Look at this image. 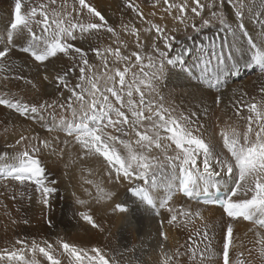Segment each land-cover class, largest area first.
<instances>
[{"label": "bare ground", "instance_id": "1", "mask_svg": "<svg viewBox=\"0 0 264 264\" xmlns=\"http://www.w3.org/2000/svg\"><path fill=\"white\" fill-rule=\"evenodd\" d=\"M122 1L87 0L97 10L101 11L104 16L110 17L109 20H112V22H114L115 18L120 17ZM39 2V4L47 3V0H39ZM74 4L75 0H67L66 5L65 0H57L56 4L50 7L60 11L61 6H65L66 10L70 12ZM263 5L264 0H255V4L250 8L249 14L243 12L242 19L238 18L235 12H231L227 3L222 9L217 8L215 11L224 17L225 22L231 20L228 26L225 23L221 25L219 21L210 15L207 19L214 24L213 29L209 26L207 33H198L195 42H192L191 39H182L181 45L177 41L174 42L177 48L186 45L182 50V54L179 55L181 59L172 65L165 62L164 77L159 82H154V92L146 87L147 80L139 85L141 90L145 92L147 101L155 100V104L174 109L172 113L174 116L191 117L192 120L196 121L192 125L194 128L202 125L200 134L223 157H227L230 154L224 147L223 137L219 132L221 130L229 131L235 129L237 132L243 133L247 130L246 118L249 113L247 110L245 116L240 114V112L238 113L240 100H247L253 97L255 100H251V103L256 102L258 106L264 100V93H255L251 88L258 84L257 77L260 76L254 67L255 64L253 65L252 63L254 61L252 57L256 52V50L252 49V45L253 43L260 45L264 42V22H258V19H253L251 15L255 14L257 9H260L264 15ZM76 7H78V4H76ZM13 9L14 6L10 8V13L9 11L5 13L7 9L0 13V49L7 46V33L10 30V24L13 19ZM80 19L85 23L89 22L88 17L81 16ZM92 22H98V20H93ZM241 24L243 27L239 26ZM232 25L239 27V31L234 38L229 29V26ZM34 30L39 33L35 26ZM185 32V35H190L193 31L189 27ZM90 38L73 41V43L78 42V47H82L86 52L88 51L89 60L96 61L99 57L94 56L92 51H90L91 45H89L88 41ZM28 39L27 31H23L18 35L14 34L13 43L14 45H22ZM102 45L104 46V43ZM186 49L189 50L188 54H186ZM259 51L264 53V48H260ZM219 54L224 56L225 64L216 68L218 62L215 57ZM8 55L9 65L15 73H11V70H0V96L13 99V101L19 100L27 104H43L45 102L52 104L56 102L57 106L53 109H47L43 113V120L29 119L21 116L13 109H6L0 106V157H3V159H0V171L2 168L10 166L8 165L11 161L10 159L18 151L24 150L26 146L24 143L15 144L21 134L37 138L33 139L27 145L28 147L38 141L47 140L50 142L51 147L43 148L41 145L42 151L38 153V156L39 158L40 156L41 158L43 157L45 162L43 165L46 169L45 183L49 187L55 186L56 188V192L50 197L49 206H45L40 202V193L35 190L34 184H29L23 186L26 188H22L21 185L14 181L0 180V192L5 193L9 187L18 190L17 193L22 191L20 192L22 194L20 196L21 199H17L15 194L14 198L9 202L10 205L0 204V216L6 218L7 222L17 225L16 221L19 224L24 221L23 218L25 217L26 228L21 226L19 230L24 229V231H27L28 236L35 241H39L43 245L42 247L46 244H51L54 250L53 254L61 261V264H68L67 255L62 254L61 242H67L81 249L100 248L115 264H164L166 253L173 254L178 252L179 255L181 254L180 259L181 257L191 258L194 248L199 252L206 245L208 246V256H212L213 253L217 255L215 249L210 246V240L218 241L222 234L221 243H223L225 231L229 224L233 228L232 245L245 253L251 260V254L256 253L257 255L258 253L260 255L261 244L257 241L264 237V230L259 228L258 225L253 222L248 223L243 218L232 219L227 216L223 207L213 204H201L193 198L189 199L183 196L180 192H175L173 198L169 201V207L177 211L181 208L192 212L198 211L201 213L203 220L195 218L194 222L189 224L188 227H177L175 222L169 224L168 219L172 213L167 208H160L159 204L170 194L168 186L172 185V181L175 179L170 166L165 164L157 169L162 171V177L157 180V177H155L156 181L154 183H152L151 179L148 180L147 184L144 183L149 190L144 186L145 189L148 194L150 191L149 195L156 203V207L152 208L146 202H142L141 198L134 195L130 190V188L142 187L141 183L135 185L138 180L117 182L114 179V170L113 176H110L109 166L102 157L84 156L78 145L69 144L67 147L64 145L63 141H71V137H67L63 132L55 131V128L51 132L48 131L50 126L53 127V116H55L57 122L61 116H70V111L61 109L59 105L66 104L67 97L71 93L62 86L57 87L56 83L57 77L63 75L60 74L61 70L65 69L73 61L70 56L58 54L56 57H51L48 61H45L46 66L43 68L41 65L35 66L32 60L26 59L18 51L11 50ZM212 57L214 58L215 74L209 73L206 76L202 72V66L204 61H209V58ZM232 57L234 62L230 63L233 60ZM179 63L181 64L180 66ZM19 68L21 73L18 71ZM45 68L46 70L44 71ZM240 69H244V71ZM112 71L114 72L115 70L112 69ZM232 72L242 73L243 76L253 73L251 78H247L245 82L247 88L243 92L242 89H239V86H233L236 84L235 79H238L240 75L237 78L235 76L231 77L230 74ZM18 74L26 77L17 79ZM45 76L48 79H45ZM71 79L70 75L68 78L69 88L73 87L70 82ZM28 80L32 81V83H26ZM225 83L226 87L221 91L222 97L220 104H218L219 107L216 108L215 95L211 90L217 91ZM126 90L124 91L126 92ZM231 90L234 91L232 92ZM133 96H135V98L133 97L135 100H139V97L134 95V93ZM201 110L204 112L201 115H197V112ZM206 112L210 113L205 115ZM192 113H195L196 116H191ZM212 125H216V130ZM107 131L113 135L118 134L112 129H107ZM57 137L59 139H56ZM6 144L12 145H9L11 149H8V151L5 149ZM129 144L134 152L140 153L142 151L137 144L135 145L131 142ZM172 147L174 148L175 146L172 145ZM61 149H63V155L60 154ZM116 149L120 152L125 150V154L128 155V150L122 144L117 143ZM5 154L7 155L5 156ZM146 154L157 156L161 153L153 149L151 153ZM169 154H171V150H169ZM7 158L10 159L6 160ZM43 160L41 161L42 163H44ZM163 161L160 160L162 164ZM153 163L155 164L156 162L153 161ZM55 169L59 173L58 182L55 181V176L57 175L53 173ZM234 179L235 176L231 177L232 181ZM53 182L55 183L53 184ZM230 184L227 177L219 179L218 192L227 194ZM212 192L214 191L212 190ZM28 195H31L30 198L27 197ZM80 200L85 203L83 205L78 203ZM111 202L118 203L126 211L119 210V212H114V216L110 215L111 211H108L105 207L108 204L110 205ZM75 203L80 208V213H87L93 216L98 227H92L82 217L81 220L76 219L73 210V204L75 205ZM157 212L159 215H157ZM161 221H163V224H161ZM197 229L201 235L196 234ZM205 231L208 232L207 240L202 235ZM161 233H165L167 239H164ZM46 238L49 239L47 240ZM94 239H98L96 245L93 244ZM254 245L257 247V252H255ZM182 253L186 254V256ZM179 255L173 257L174 263L179 258ZM40 257L42 259H40L39 264H50L42 254H40Z\"/></svg>", "mask_w": 264, "mask_h": 264}, {"label": "snow or ice", "instance_id": "2", "mask_svg": "<svg viewBox=\"0 0 264 264\" xmlns=\"http://www.w3.org/2000/svg\"><path fill=\"white\" fill-rule=\"evenodd\" d=\"M56 2L57 0H47V3H41L38 7H32L29 12L21 14V0H15L13 19L7 33V46L0 49V70H4L5 60L9 52L13 47H16L13 43L14 34L18 35L27 31L29 36L27 45L19 50L29 54L39 64H43L49 58L56 57L60 53L70 56L73 61H77L78 58V63L68 68L56 80L57 87L67 88L71 93L67 97V103L59 105L61 109L70 111V116H61L58 122L53 116V127H49L48 131L51 132L55 128L67 137H71V141H63L64 145L66 147L69 144L78 145L84 156L102 157L109 166L110 176H113L114 170V179L117 182L135 179L147 184L151 176L152 183H154L156 170L165 164L170 166L175 179L172 181V185L168 186L170 194L159 204L160 208H167L172 213L168 219L169 224L175 222L177 227H188L195 218L203 220L198 211L192 212L183 208L177 211L169 207V201L175 192H180L189 199L196 198L198 202L201 196L206 197L203 203L220 204L228 217L232 219L243 218L264 229V100L260 102L259 106L257 103L241 105L242 108L247 107L249 113L246 118L247 130L240 133L232 129L221 133L224 147L230 154L223 157L200 134L202 125L192 127L196 121L192 120L191 117L174 116L172 114L174 109L165 108L161 104L153 105L146 101L145 92L139 86L133 87L147 80L146 87L154 92V82H159L164 77L165 62L167 64L173 63V58H170V51L173 48L175 37L169 34L166 27L155 23L151 24L148 29L150 32L154 30L156 41H160L164 45L163 50L154 41V55L145 57L141 56L139 52L131 54L135 57L137 64L140 65L144 80L137 82L134 73L132 81H127V67L123 71L117 68L114 74H110L111 70L107 68V56L109 54L114 55L118 61L129 59V57L121 54L119 48L115 50L107 48L101 51L97 47H92L91 51L104 61L106 70L100 76L95 73L86 75V69L91 71L88 66V53L82 47L76 46L73 41L86 40L101 30L111 33L113 36H116L117 33L109 25L101 11L97 10L87 0H75L70 12L66 10L65 6H61L60 11L50 7ZM225 2L235 10V15L238 18H243L244 9L247 7L246 0H211V3L207 5L201 0H179V2L177 0H162V6L165 13L173 15V19L184 25L185 31L191 27L192 30L198 32L211 23V20L202 16L205 8L222 9ZM159 3L160 0H156L153 7ZM66 4L67 0H65ZM126 7L136 11L138 16L144 19L143 13L139 11L137 5L132 3V0H128ZM188 13L192 14L193 22L191 24L187 23L189 20ZM81 16L88 17L89 22H83L80 19ZM211 16L221 25H224L225 19L219 12L212 11ZM196 17L200 18L199 25L194 22ZM93 20H98V22H92ZM34 26L39 30V33L34 30ZM239 26L243 27L242 24ZM123 27L128 29L127 25H123ZM179 30V28H175L172 31ZM131 33L137 38V47H141L138 31L132 28ZM260 48H264V42L260 45L253 43L252 49L256 52L252 59L254 62L264 65V53L259 51ZM180 59L179 55L175 57L176 62H179ZM215 59L218 62L216 68L225 64V58L222 54L216 55ZM145 60H147V64L144 63ZM77 67L80 82L75 87L69 88L68 78L75 73ZM145 69H149L150 72L145 71ZM202 72L206 76L209 73L215 74L210 61H204ZM16 78L24 79L22 76ZM44 78L48 79L47 76ZM101 80L104 81L103 87H101ZM109 82H111V86H108ZM26 83L31 84L32 81L28 80ZM125 89H127L126 92ZM133 91L138 93V101L133 98ZM261 91L264 92V88ZM215 102L219 103L220 98L217 97ZM0 105L13 109L21 116L39 120L44 119L43 113L47 109H53L57 106L56 102L52 104L47 102L27 104L19 100L13 101V99L4 96H0ZM237 111L239 113V109ZM191 116H196V114L192 113ZM107 129H112L118 135L111 134ZM128 129L134 131L138 137L136 144L142 149L140 153L134 152L129 141L122 138L128 135ZM33 139L37 138L20 135L16 144L24 143L26 146L23 151H18L12 157L16 162L15 164L0 171V180L16 181L21 186L34 184L35 190L40 193V202L49 206L50 197L56 192V188L55 186L49 187L45 183L46 169L37 154L42 151L41 145L43 148H50L51 145L49 141L42 140L28 147L27 145ZM117 143L122 144L128 150L126 157L122 158L117 151ZM172 145L175 147L173 148ZM153 149L160 150L164 157L163 164L160 162L159 155L150 156L146 154L151 153ZM169 150H171V154H169ZM60 154H64L63 149H61ZM153 161L156 163L154 164ZM233 176H235L233 185L229 188L225 198L223 200L211 199L212 190H219V179ZM130 190L148 206L156 207V203L145 188H130ZM78 203L83 205L85 202L80 200ZM116 207L120 211H126L121 205ZM80 215L92 227H98L92 215L87 213H80ZM157 215H159L158 212ZM196 234L201 235L198 229ZM202 235L205 240L208 239L207 231L203 232ZM161 236L167 239L165 233H161ZM232 242L233 228L229 224L224 236L223 264H231L229 248ZM257 242L261 244L260 255L264 257V237H261ZM22 243V241H17V244ZM60 247L63 249L62 254H66L68 257V264H113V261L100 248L81 249L67 242H61ZM28 251L32 253L31 259L26 258V249L22 247L0 253V262H4V264H11V262L39 264L36 258V254L39 253L50 264H61V261L53 254L54 250L51 244L41 247L33 242ZM176 255L179 253H166L164 264H174L173 257ZM207 258V245L202 251L198 252L195 248L192 250L191 259L194 264H205ZM236 264H245V261L237 260Z\"/></svg>", "mask_w": 264, "mask_h": 264}, {"label": "rangeland", "instance_id": "3", "mask_svg": "<svg viewBox=\"0 0 264 264\" xmlns=\"http://www.w3.org/2000/svg\"><path fill=\"white\" fill-rule=\"evenodd\" d=\"M177 2H179V0H177ZM201 2L204 3L205 5H207V4L211 3V0H201ZM39 3H40L39 0H21V4H22L21 10L23 9L21 14H25V13L29 12L31 7H38ZM127 3H128V0H125V1L123 0L122 1V4H121L122 11L120 12V17L119 18H115L114 22H112V20H109L110 17L105 16V18L107 19L109 25L112 26L115 29V31L117 33L116 36H113V34H111V33H107V32L105 33V31H104V33H102L103 30H101L98 34L94 35L95 37H91L90 38L91 40L89 39L88 41H89V45H91L90 48L97 47V48L101 49V51H103L104 49H107V48H111L113 50H115L116 48H119L122 55L129 57V59L127 61H124V60H119L118 61V60H116L114 55L109 54L107 56V68L109 70H111L110 74H114V72H115V71L113 72L112 69L116 70L118 68L121 71H123L127 67L128 68V72H127V75H126V78H127L126 80L127 81L130 80L129 82L132 81L134 73H135V80L137 82H139L140 80H144V77H143V75H142V73L140 71V65L137 64V61H136L135 57H133L131 55L133 52H139L141 54V56H145V57L148 56V55H154V53H153V42L154 41L158 44V46L162 50L164 49L163 43L160 42V41H156V36H155L154 30L151 31V32L148 31V29L150 28L151 24L159 23L162 27H166L168 29L170 35H173L175 37V39L173 41V48L170 51V58H173V63H171L170 65L176 64L175 55L182 54V50L186 46V45H184L183 47L180 46L179 48H177V46H175V44H174L175 41H177L179 43V45H181V42L183 40L191 39L192 42H195L196 41L195 39L198 37V35H197L198 33H207V28L209 26H211V29L214 28V24L210 23L208 26L203 27L198 32L192 30L193 32H191L190 35H185L186 32H185V30L183 28L184 25L180 24L177 20L173 19V15L165 13L164 7L162 6V0H160V3L157 4L156 7H153V4L156 3V0H144V1L143 0H132V3L137 5L138 8H139V11L141 13H143L144 19H141L140 16H138L136 11H133L132 9L127 8L126 7ZM246 3H247V7L244 9V12L245 13L247 12L249 14V10L255 4V0H247ZM13 6H15V0H0V13L2 11H5V9H7L5 13H7L8 11L10 13V8H12ZM227 6L231 9V12H235V10L230 5L227 4ZM123 7H124V9H123ZM215 10H217V8L209 9V8L206 7L205 10L202 12V16L205 19H207L211 15L212 11H215ZM262 10H264V5H263ZM13 11H14V9H13ZM153 13H155V14L153 15ZM191 15H192L191 13H188V16H189V20L187 21L188 24H191L193 22V20L191 19ZM251 17L253 19L257 18L258 22H260V23L264 22V15L262 14V11L260 9H257L256 13L251 15ZM199 21H200V18L196 17L194 22L197 25H199L200 24ZM230 22H231V20L225 22V24L228 26ZM123 25H127L128 29L126 30L123 27ZM132 28H135L138 31L139 41H140V44H141V47H139V48L137 47V38H136V36L131 33V29ZM175 28H179L180 30L179 31H175V32L172 31ZM229 29H230V33L232 34V36L234 38L237 35V32L239 31V27H237L236 25H232V26H229ZM96 37H97V39H96ZM102 38H103V40H102ZM104 38H106V39H104ZM96 40H98V41H96ZM103 43H104V46L102 45ZM74 44L77 45L78 42H74ZM26 45H27V42H23L22 45L21 44L20 45L16 44V47H13L12 50L18 51L19 54H23L26 57V59L32 60L35 66L41 65L44 68L46 66V62H44L43 64H39L38 62L34 61L29 54L24 53V52L19 50L20 48H23ZM101 45H102V47H101ZM77 46H79V45H77ZM198 46H199V44H198ZM90 51H91V49H90ZM188 51L189 50L186 49V54H188ZM92 53H93L94 56H96V54L94 52H92ZM60 54H62V53H60ZM8 58H9V55L7 56V58L5 60L7 62L5 63L4 70H11ZM87 59H88L89 69H92V70L90 71L91 72L90 73L88 71V69H86V75H89V74L91 75L92 73H95L97 76H100L101 74H103V72H105V71H103V70H106L105 69V65H104V61H102L100 58H98V60H96V61H90L91 59L89 60V58L87 56ZM209 61H210V65L213 67L214 66V58L213 57L209 58ZM92 62H94V63L92 64ZM145 62H147V61L145 60L144 63ZM76 63H78V59H77V61L70 62V64L67 65V67H65V69L61 70L62 72L60 71L61 72L60 74H63L65 71H67L68 68L73 67V65L76 64ZM180 63H179V66L181 65ZM230 63H233V61L231 60ZM254 64H255L254 67H255V69H257V72H258V74H260V76L257 77V79H258L257 83L258 84L252 86L251 88H252V90L255 93H264V92L261 91V89L264 88V65L258 64V63H254ZM179 68H181V67H179ZM93 69H95V70H93ZM45 70H46V68L44 69V71ZM240 70L244 71V69H240ZM18 71L21 73V69L20 68L18 69ZM145 71H149L150 72L149 69H145ZM11 73H15V72H13L11 70ZM246 73H247V71H246ZM231 74H230L231 77L235 76V78H237L240 75L238 79H235V81H236L235 83L236 84H234L233 86H235V87L239 86L240 87L239 89H242V92H243V90H246V88H247L246 85H245V82H246L247 78L248 77L251 78L252 77L251 75L253 73L252 74H248V75L245 74V76H243L242 73L241 74H239V73L237 74V73H233L232 72ZM18 76H20V74H18ZM24 77H26V76H24ZM71 77H72V79H71L70 82H71L72 86L75 87V85L80 82L79 79H78V77H79L78 67H77L75 73L71 75ZM200 80H201V78H200ZM231 81H233V80H231ZM140 84L141 83H138L137 85H134L133 87L135 88L136 86H139ZM101 86L102 87L104 86V81L103 80H101ZM108 86H111V82H109ZM117 86H119V85L117 84ZM250 86H251V83H250ZM225 87H226V83L222 86L221 89H219L217 91H212L211 90V92L215 95V101H216L217 97H219L220 101H221V97H222V92L221 91H223ZM65 90L68 91L67 88H65ZM207 91H210V90H207ZM231 91L233 92L234 90H231ZM133 93H134V95H137L139 97L138 93H136L135 91H133ZM133 97L135 98V96H133ZM240 97H242V96H240ZM125 99H127V97ZM145 99H146V97H145ZM251 100H255V99L253 97H250L247 100H245V99L240 100V102L238 103L239 112L243 116L246 115L247 107H243L242 108L241 105H247L248 102L251 103ZM146 101H147V99H146ZM150 102L152 104L154 103V105H155V100L154 101H150ZM243 102H246V103L243 104ZM218 104H220V102L219 103L215 102V107L216 108L219 107ZM0 106L4 107L6 109L8 108V107H6L4 105H0ZM8 109H10V108H8ZM203 112L204 111H202V110L198 111L197 115H201ZM209 113L210 112H206L205 115H207ZM129 118L131 119L130 115H129ZM212 126L216 130V125H212ZM140 130L143 131V129H140ZM222 132H225V131L221 130L219 133H222ZM122 138L127 140V141H129V142H131L132 144H135V145H136V141L138 139V137L136 136L135 132L132 131L131 129H128V135L125 136V137H122ZM15 144H16V141H15ZM9 145L12 146L11 144H6L5 145V147H6L5 149H7V151H8V149L9 150L11 149ZM0 147H1V145H0ZM156 151L160 152V150H157V149H156ZM118 152L122 156V158L127 156L125 154V150H122L121 152L118 151ZM159 157L161 158L160 160H164L163 155L160 154ZM10 158H7L6 160H8ZM40 159L42 161L43 157L41 158V156H40ZM10 160L11 161H10V163L8 165L11 166V165L16 163L13 159H10ZM43 162H44V160H43ZM44 164H45V162L42 163V165H44ZM4 169L5 168H2L1 171H3ZM57 172H56V169L53 172L55 175H57V176H55V181L56 182H58V180H57L58 178L57 177L59 175V173H57ZM156 177H157L156 180L159 177H162V171L161 170H156ZM149 179H151V176L149 177ZM138 181H136L135 185H139V183H141L142 184L141 186L143 188L146 187V184H144L143 181H140V180H138ZM14 182L18 183L16 181H14ZM21 187L22 188H26V187H23V186H21ZM220 187H222V186H220ZM228 188H230V186ZM17 191L18 190L14 189L13 187H9L6 190L5 193L4 192H0V204L4 203L6 205H10L9 202H11V200L13 199L15 194H16V198L17 199H21L20 196H22V194H20V192H22V191H20L18 193H17ZM149 194H150V191H149ZM30 196L31 195H28L27 197L29 198ZM64 198L67 199L66 197H64ZM75 205H76V203H75ZM75 205L73 204L74 207L72 206L73 210H74L75 217H76L77 220H81V215H80V211L81 210H80V208L77 205L76 206ZM117 205H119V204L111 202V204L110 205L108 204L105 208L108 209V211H111L110 215L114 216V212L115 211L119 212V209L116 207ZM23 219H24V221H21V223L18 224V221H16L17 225H13V224H10L9 222H7L8 220L6 218H4L3 216H0V253L6 252V251H13V250H16L18 248H22L23 247V248L26 249V258L27 259H31L32 253H31V251H28V249L31 248V244L33 242H36L41 247L43 246L39 241H35L32 238H30L28 236V234H27V231H24V229L19 230V228L21 226H23V228H26V222H25L26 218L24 217ZM247 222L251 223L249 221H247ZM7 224H9V225H7ZM221 237H222V234L220 235L218 241L210 240V246L215 249V252L217 253V255H215V253H213L212 256H208L207 260L205 261V264H223L224 238H223V243H221ZM46 239L48 240L49 238H46ZM18 240L22 241L23 243L22 244H17ZM188 241H189V239H188ZM97 243H98V239H94L93 240V244L96 245ZM254 247H255V245H254ZM203 248H205V246H203ZM203 248H202V250H203ZM255 252H257V247H255ZM229 254H230L231 264H236L237 260H243V261H245V264H264V257L262 258L261 255H258V253H257V255H256V253H253L254 255L251 254V258H252V260H251L250 258H248L245 255V253H243L239 249H236L232 244L230 245V248H229ZM180 255H179V258L176 259L174 264H193L194 263L193 260H191V258H188V257L187 258L181 257V259H180ZM183 255L186 256V254H183ZM39 257H40V254L37 253L36 254V258H37L38 261H40V259H42L41 257L40 258ZM111 261H113V260H111ZM0 264H4V262H0ZM11 264H16V262H11ZM113 264H115V263H113Z\"/></svg>", "mask_w": 264, "mask_h": 264}]
</instances>
